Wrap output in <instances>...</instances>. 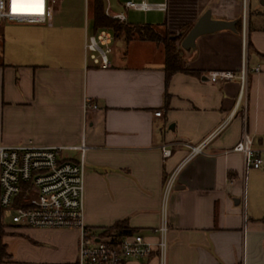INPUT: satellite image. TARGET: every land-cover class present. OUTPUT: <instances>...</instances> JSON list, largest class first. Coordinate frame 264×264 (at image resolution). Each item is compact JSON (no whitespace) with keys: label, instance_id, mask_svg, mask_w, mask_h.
I'll return each mask as SVG.
<instances>
[{"label":"crops","instance_id":"0c3cea01","mask_svg":"<svg viewBox=\"0 0 264 264\" xmlns=\"http://www.w3.org/2000/svg\"><path fill=\"white\" fill-rule=\"evenodd\" d=\"M167 1L165 24L178 30L208 9L214 19L237 21L236 31L199 36L195 49L180 46L199 74L177 72L167 84L163 45L136 38L115 37L110 68L87 62L85 41L76 44L67 32L50 37L63 44L58 55L0 50V145L72 147L62 153L84 159V223L97 233L126 220L156 244L155 229L166 220L164 257L155 249L124 264H264V0H248L245 23L243 0ZM216 71L236 77L212 81ZM87 101L96 107L85 109ZM245 133L262 160L247 171L243 154L232 151ZM211 134L206 153L187 159L186 143ZM6 218L0 207L11 257L24 236L56 247L41 250L44 264L77 259V229L23 227Z\"/></svg>","mask_w":264,"mask_h":264},{"label":"built area","instance_id":"2783aa9c","mask_svg":"<svg viewBox=\"0 0 264 264\" xmlns=\"http://www.w3.org/2000/svg\"><path fill=\"white\" fill-rule=\"evenodd\" d=\"M62 0H15L18 5L13 9L14 0H0V23H38L51 26L54 13ZM89 0H86V4ZM105 14L123 24H129L126 11H114L111 0H103ZM20 4L28 7L20 8ZM248 0H243V22L247 17ZM124 9L138 11H167L168 1L150 3L147 0H126L117 2ZM114 32L109 28L93 30L88 34L86 24L85 59L100 68L112 67L110 54L113 52ZM259 71V68H256ZM248 68L243 62L239 78L241 99L247 81ZM236 74L231 71L210 73L212 81L229 80ZM239 99V100H240ZM96 107L88 101L84 108ZM161 115V111L155 113ZM214 134V133H213ZM211 134L198 145L186 143L191 149L187 159L197 154H205ZM66 146H36L32 143L0 145V207L11 211L14 224L32 228H68L79 231L77 259L70 264H124L129 258L147 257L155 249L164 257L167 245L168 223L163 220L155 229L159 239L156 244L146 240L138 233L124 237L105 236L88 228L84 223L85 210V164L84 159L70 161L62 158ZM84 149L82 147H73ZM163 155H171V149L164 145ZM244 156L246 171L259 168L262 160L260 151L253 147V138L245 133L232 148ZM173 178L168 181V188ZM24 194L22 201L21 196Z\"/></svg>","mask_w":264,"mask_h":264},{"label":"rangeland","instance_id":"374dc122","mask_svg":"<svg viewBox=\"0 0 264 264\" xmlns=\"http://www.w3.org/2000/svg\"><path fill=\"white\" fill-rule=\"evenodd\" d=\"M124 3L126 0H111L113 2L114 11H126L130 24H151L157 31L178 34L182 29H175L173 26L165 24L166 13L161 11H138L133 9H124L122 6L115 5L117 2ZM140 1V0H136ZM150 3L163 2L164 0H147ZM61 8L57 14L54 28L47 24L35 23H17L4 21L0 23V50L7 49L8 52L23 54H32L39 52L38 56L50 55L51 53L61 54L63 52V44L59 40L52 44L50 37L58 34V37L64 32L69 33V39L76 44H84L85 27L88 26V34L94 30L92 19V1L89 0H62ZM186 30V29H185ZM136 29L130 28V31H122L117 34V38L131 37L136 35ZM57 36V35H56ZM55 39V38H52ZM60 39V38H57ZM121 43V40L117 41ZM118 43V45H120ZM181 46V42H176ZM43 53L44 55H39ZM18 55V57H19ZM37 58H40L38 57ZM111 59V54H110ZM43 60H46L43 58ZM62 158L65 154L62 153ZM7 223H12L11 211H6ZM48 244L46 241L31 239L28 237H20L14 242V253L11 262L7 264H44L40 259L41 250L56 249L55 246ZM40 259V260H39Z\"/></svg>","mask_w":264,"mask_h":264},{"label":"trees","instance_id":"16d2710c","mask_svg":"<svg viewBox=\"0 0 264 264\" xmlns=\"http://www.w3.org/2000/svg\"><path fill=\"white\" fill-rule=\"evenodd\" d=\"M92 1V19L94 31L101 28H109L114 32L116 37L118 33L124 31L126 34L130 31V28L136 29V35H131L129 38H136L141 40H148L157 42L163 45L165 50V65L164 71L166 76V82L169 83L171 77L177 72H185L189 74H199L198 71L190 68L187 65V61L183 55V49L176 44L180 42L188 30L189 26H185L178 34H171L169 32H160L155 29L151 24H139L129 25L123 24L108 17L105 14V8L103 0H91ZM186 29V30H185ZM251 48V45H248ZM24 194L21 196L20 201ZM3 224L0 223V264L10 263L11 255L7 251V244L4 241L5 231ZM135 230L131 228L126 220L118 221L110 227L102 229V234L105 236L124 237L126 235L133 234Z\"/></svg>","mask_w":264,"mask_h":264},{"label":"water","instance_id":"95a60500","mask_svg":"<svg viewBox=\"0 0 264 264\" xmlns=\"http://www.w3.org/2000/svg\"><path fill=\"white\" fill-rule=\"evenodd\" d=\"M236 23V20L225 21L214 19L212 17L211 9H208L199 17V19L184 36L181 41V47L185 50L195 49L196 40L199 36L226 29L236 31Z\"/></svg>","mask_w":264,"mask_h":264},{"label":"snow or ice","instance_id":"6c2138e0","mask_svg":"<svg viewBox=\"0 0 264 264\" xmlns=\"http://www.w3.org/2000/svg\"><path fill=\"white\" fill-rule=\"evenodd\" d=\"M17 7H18V5L15 3V0H14L13 9L16 10ZM19 7L20 8H25V7H28V5H26V4H20Z\"/></svg>","mask_w":264,"mask_h":264}]
</instances>
